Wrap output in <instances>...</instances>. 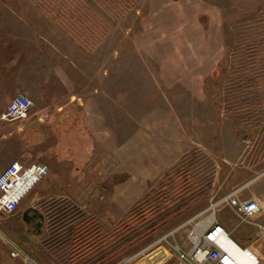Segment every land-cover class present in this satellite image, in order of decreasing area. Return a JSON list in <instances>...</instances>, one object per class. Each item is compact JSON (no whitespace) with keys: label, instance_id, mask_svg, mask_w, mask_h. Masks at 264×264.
<instances>
[{"label":"rangeland","instance_id":"rangeland-1","mask_svg":"<svg viewBox=\"0 0 264 264\" xmlns=\"http://www.w3.org/2000/svg\"><path fill=\"white\" fill-rule=\"evenodd\" d=\"M17 2L24 10L25 0ZM13 3L0 0L5 32ZM81 3L89 9L71 14L73 27L71 10L59 16L83 45L76 54L83 59L82 96L74 102L85 115L70 131L92 142L67 144L65 153L76 148L83 168L91 165L85 178L100 236L91 248L71 246L64 257L63 205L56 204L48 210L55 225L44 239L52 253L42 246L28 253L22 225L6 239L35 264H173L174 250L190 248L195 228L216 221L264 263V239L254 226L264 219L238 225L220 203L247 185L246 197L260 195L255 186L264 178V0ZM76 167L81 176L65 181L84 177ZM139 204L143 217L129 219ZM76 215V222L87 217L84 210ZM1 216L9 229L12 216ZM5 251L4 264H25Z\"/></svg>","mask_w":264,"mask_h":264},{"label":"crops","instance_id":"crops-1","mask_svg":"<svg viewBox=\"0 0 264 264\" xmlns=\"http://www.w3.org/2000/svg\"><path fill=\"white\" fill-rule=\"evenodd\" d=\"M17 1L11 5L8 34L6 27L0 25V114L17 93L26 95L34 106L24 120L0 122V170L15 161L25 166L35 164L40 168L41 178L23 198L26 200L30 194L31 200L25 202L22 199L11 215L9 229H3L8 222L0 214V264L8 261L5 256V249L9 252L6 233L15 234L14 229L19 225L24 227L26 235L21 245L28 253L40 246L52 253L53 247H44V239L47 231H51V225H55L48 210L55 208L56 204L63 205L64 217L60 216L58 221L63 228L58 231V240L64 257L68 253L71 255L69 248L79 243L84 227L86 233L88 229L92 235L94 221L88 194L90 181L86 179L91 173V165L83 168L87 162L77 158L76 148L69 149V155L65 153L67 144L76 146L92 142L88 134L83 136L84 141L79 139L81 134L74 128L70 131V125L83 124L85 115L83 107L74 102L82 96L80 66L83 59L76 56L83 48L82 36L70 31L62 23L66 21L59 16L65 8L71 10L67 19L73 27L76 22L71 14L81 16L89 7L81 3L86 0H25V9L22 10ZM94 77L91 76L90 81ZM90 93L87 91L86 95ZM76 165L82 167L84 177L65 181V177L81 176ZM255 187L264 198V178ZM37 189L39 191H35ZM83 210L87 217L76 222V212ZM70 213L73 217H66ZM257 217L264 219V205L254 218ZM61 247L58 251H62Z\"/></svg>","mask_w":264,"mask_h":264},{"label":"built area","instance_id":"built-area-1","mask_svg":"<svg viewBox=\"0 0 264 264\" xmlns=\"http://www.w3.org/2000/svg\"><path fill=\"white\" fill-rule=\"evenodd\" d=\"M33 106V102L26 95L17 93L1 112L0 122L24 120ZM40 178V168L35 164L25 166L15 161L0 170V214L12 215ZM246 187L248 185L229 192L220 201L237 216L238 225L248 224L260 214L264 205V198L259 194L246 197L244 194ZM254 226L257 228L256 237L264 239V225ZM190 243L191 246L187 250L179 248L174 250L173 264H264L255 248L238 244L231 233L216 221L208 222L199 233L193 231ZM6 244L11 258L31 264V259L17 247L8 241ZM77 245L78 243L74 244L73 248ZM160 264H165L164 260Z\"/></svg>","mask_w":264,"mask_h":264},{"label":"trees","instance_id":"trees-1","mask_svg":"<svg viewBox=\"0 0 264 264\" xmlns=\"http://www.w3.org/2000/svg\"><path fill=\"white\" fill-rule=\"evenodd\" d=\"M135 216H138L137 218L140 219V220H141V217H143V215H141V204H139L137 207H135L134 209H132L128 213V218L129 219L133 218ZM93 224H94V221H92V228H93ZM95 224H96V222H95ZM88 231L89 230L87 229V233H86L85 227L81 230L80 240H79V243H78L81 246L80 248H87V247L89 248L90 244L92 245L91 241L93 240V238L98 240V238L100 236V232L98 230V227L92 229V232H91L92 235L91 236L89 235ZM130 232L131 231H129V233ZM90 238H91V240H90ZM71 258H73V256H71Z\"/></svg>","mask_w":264,"mask_h":264},{"label":"bare ground","instance_id":"bare-ground-1","mask_svg":"<svg viewBox=\"0 0 264 264\" xmlns=\"http://www.w3.org/2000/svg\"><path fill=\"white\" fill-rule=\"evenodd\" d=\"M202 225L201 224H199V226H197L196 228H195V230L197 231V233H199L200 231H201V229L203 228V227H201ZM30 263L31 264H35V263H33L32 261H30Z\"/></svg>","mask_w":264,"mask_h":264}]
</instances>
